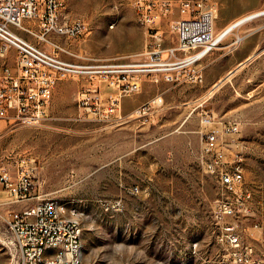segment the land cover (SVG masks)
<instances>
[{"label":"rangeland","instance_id":"rangeland-1","mask_svg":"<svg viewBox=\"0 0 264 264\" xmlns=\"http://www.w3.org/2000/svg\"><path fill=\"white\" fill-rule=\"evenodd\" d=\"M63 1L70 18L90 24V33L72 42L87 61L145 57L148 34L130 0ZM172 1L173 11L161 22L165 44L173 38L171 20L179 17L178 0ZM215 2L217 33L264 9V0ZM4 62L15 66V49L0 57V68ZM197 68L202 82L142 77L140 90L122 97L99 75L64 79L39 122L15 111L4 122L0 163L13 169L20 155L37 158V192L83 212L91 264H264V232L254 227L264 203V15L238 25ZM229 73L230 80L214 87ZM110 93L120 97L121 109L108 117ZM158 94L164 98L160 110L149 120L136 117L137 107ZM206 113L240 123L224 140L227 158L237 154L245 167V187L255 201L251 216L221 219L215 212L221 192L200 157L203 133L211 127L202 122ZM7 211L0 205V264H19ZM224 223H235L242 244L252 248L248 262L235 261V249L219 240Z\"/></svg>","mask_w":264,"mask_h":264},{"label":"built area","instance_id":"built-area-1","mask_svg":"<svg viewBox=\"0 0 264 264\" xmlns=\"http://www.w3.org/2000/svg\"><path fill=\"white\" fill-rule=\"evenodd\" d=\"M130 1L138 8V21H144L148 34L145 57L102 65L90 63V57L74 49L72 42L90 33L91 28L84 19L70 18L63 0H0V57L9 49L16 51L15 66L4 62L0 68V138L10 111L26 115L31 123L39 122L64 79L99 75L109 87L120 90V97L139 91L142 77L156 82L160 78L168 82L204 80V72L197 66L223 41L216 38L215 0H178L179 17L171 20L173 38L169 44L164 42L161 22L173 11V1ZM120 97L109 94L105 107L108 117L121 109ZM163 104L164 98L158 94L137 107L135 115L149 120ZM202 122L211 126L203 133L200 157L206 172L216 177L221 192L216 201L217 216L255 214L242 160L237 154L231 159L226 156L224 137L239 131L240 123L207 113ZM37 168V158L31 154L16 158L13 169L0 163V205H8L6 222L18 241L19 264H90L77 257L83 239L77 238V230H84L83 222H70L65 218L66 208L58 207L57 197L37 192ZM260 213L262 220L254 227L264 232V203ZM236 226L224 223L219 240L235 249V261L245 263L252 248L242 244ZM62 235H69V244H62ZM43 246L52 248L48 259L40 258Z\"/></svg>","mask_w":264,"mask_h":264},{"label":"bare ground","instance_id":"bare-ground-1","mask_svg":"<svg viewBox=\"0 0 264 264\" xmlns=\"http://www.w3.org/2000/svg\"><path fill=\"white\" fill-rule=\"evenodd\" d=\"M137 16H138V8H136ZM264 14V9L257 10L251 12L249 14L243 15L242 17L238 18L237 20L228 24L225 28L219 31L216 35L217 40L224 39L229 33H231L238 25L247 22L249 19H252L255 16ZM141 25L144 26V21H139ZM243 36H238V39L241 40ZM230 74V73H229ZM229 76V75H227ZM222 82V81H221ZM224 83V81H223ZM221 86V85H220ZM57 205L61 208H66L65 210V218L70 222H82L81 216L78 213V210L75 207H69L67 203L63 202L62 200L57 198ZM80 211V210H79ZM77 238H83V230H77ZM62 244H69V235H62ZM52 255V248L50 246H43V249L40 251V258L41 259H48ZM77 257H79L80 261H88L85 256V245L82 239V243L77 248ZM91 264V263H90Z\"/></svg>","mask_w":264,"mask_h":264},{"label":"crops","instance_id":"crops-1","mask_svg":"<svg viewBox=\"0 0 264 264\" xmlns=\"http://www.w3.org/2000/svg\"><path fill=\"white\" fill-rule=\"evenodd\" d=\"M261 15H264V14H261ZM261 15H258V16H261ZM255 17H257V16H255ZM253 18H254V17H253ZM251 20H252V19H251ZM251 20H249V21H251ZM249 21H247V22H249ZM228 35H229V34H228ZM228 35H227V36H228ZM227 36H226V37H227ZM253 55H255V54H251V56H253ZM251 56H250V57H251ZM232 73H233V72H232ZM232 73L228 74L229 76L226 77L227 79L224 78V79L220 80L218 83H216V84L214 85V87H219L220 85L223 84V81L226 82L227 80H230V78H231L232 75H233ZM225 80H226V81H225ZM221 81H222V82H221ZM213 92H214V91H213ZM213 92H211V94H212Z\"/></svg>","mask_w":264,"mask_h":264}]
</instances>
